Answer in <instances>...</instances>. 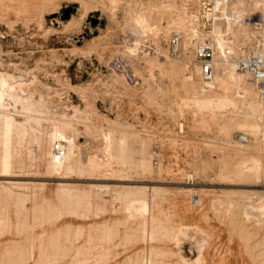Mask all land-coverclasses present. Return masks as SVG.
<instances>
[{
    "label": "rangeland",
    "instance_id": "obj_1",
    "mask_svg": "<svg viewBox=\"0 0 264 264\" xmlns=\"http://www.w3.org/2000/svg\"><path fill=\"white\" fill-rule=\"evenodd\" d=\"M118 2L0 0V264H264V118L235 111L232 88L194 93L184 35L171 53L172 20L197 0ZM250 2L216 32L236 60L256 45ZM236 21L252 43L226 38ZM56 126L80 158L70 173L51 167Z\"/></svg>",
    "mask_w": 264,
    "mask_h": 264
},
{
    "label": "bare ground",
    "instance_id": "obj_2",
    "mask_svg": "<svg viewBox=\"0 0 264 264\" xmlns=\"http://www.w3.org/2000/svg\"><path fill=\"white\" fill-rule=\"evenodd\" d=\"M250 1L251 0H223V1L211 0V7H210V10L211 11H210V13L207 14V15H210L211 21H210V24L208 26L202 27L201 24H200V13H201V11H200V9H201V7H200V0H197V4H198L197 11L192 10V8L189 7L188 4H184V6H188V8L191 11V13L193 12V14H194V15H190L188 17L189 20H186L183 17H181V18L180 17H177V18L173 19L172 22L179 28L178 29L179 30L178 33H180V35H184V37H186V39H185L186 40V46H187V48L189 50L193 51L195 48H198L199 49L201 47V43L203 41H205V40H209V42L211 44V47L213 49V52H212L213 53L212 54V60H213V64L214 65H213V76H212V79H211V81H209L207 83H204L201 80H200V82H195L194 80H191V81L189 80L190 83H191V85L193 86L194 93L200 92L201 94H203V93L205 94L207 92H212L216 96L222 97V96H225L226 93H227V91L232 88L234 90H233V93L231 94V101L235 105V111L238 110L239 106H241V105H247L250 108L251 114L256 119H261L262 120L264 118V102H262L261 99H260L259 92L257 91L258 88L256 87V85L255 86L253 85V90H252V88L250 89L252 92L250 90H248V88L247 89L244 88L243 83H244V80H245L244 77H245L246 72L243 71V70H241V69H239L238 66H237V60H236V55H235L236 53L233 50L235 47L232 46V43H229L227 41H223L224 44L221 46L220 45V41L216 38V35H217L216 32H220V29L222 27H224L225 22L228 19L229 13L233 12L235 14V16H237L238 19H239V15H240V17H242V15L246 13L245 10H252V9H254ZM115 2H117V4L119 3L118 0H112V3H115ZM109 3H111V2H109ZM221 3H223V5H224V6L221 5L223 7L222 8L223 9L222 10L223 16L218 18V17H215L216 16L215 14H216V11H217V7ZM156 4H158V3H156ZM146 9L148 10V8H146ZM256 10H258V9H256ZM127 14L129 16L135 17V18L146 17L144 11H142V9L140 7H138V9L133 10L130 13L127 12ZM179 14H180V12H179ZM193 21H195V22H193ZM189 23H190V26L193 23H195L196 24V27L190 28L188 26ZM251 23H252V26L251 27L253 29V22H251ZM246 28H247V23H243V25L241 26V24L238 23V21H236V24L233 26V28H230L231 29L230 30V33L231 34L227 33L226 34V36H227L226 38L227 39H230L231 35L234 34V33H235V39H241V38L244 37V35H247L246 38H248L249 41H250V43H252V39L248 35L252 31L249 32L248 28L247 29ZM150 31H151V28H149L148 30H146L145 33L146 34H149V33H151ZM221 31H224V30L221 29ZM247 31L249 32L248 34H247ZM253 38H254L253 39L254 40V43L258 44L257 37H256V33H255L254 29H253ZM156 42L157 41H155L154 43H156ZM159 43H156V44H159ZM181 44L182 43L180 41L181 53H183V48H182V45ZM218 46H221L222 47V52L221 53L218 50L219 49ZM229 54H230V56H229ZM239 55H240V53H239ZM228 56L231 57V58H228ZM189 63L190 62H187V65L188 66L190 65ZM3 77H4V75L2 76V79H3ZM0 80H1V78H0ZM253 91H254L255 94L253 93ZM209 95H211V94H209ZM243 123H245V122H243ZM61 127L63 128V126H61ZM225 127H226V125H225ZM230 127H232V126H230ZM263 128H262V132H263ZM254 131H256V130H254ZM65 133L62 131V129L60 128V126H56V127L53 128L52 133L50 134L51 135V141L52 142H54L56 139L57 140L63 139L65 141H67L66 151L64 153V155H66L65 160L64 161L63 160H58V161L52 160V162H51L52 169H54L55 171H58V173H59V171H60V173H63V172L70 173L75 168H78V164L80 162V158L75 155V151H77V149H75L76 146H75V143L72 141L73 140L72 137H67L65 135ZM238 135H246L248 137L249 136V133L246 132V131H244V130H241L235 136L236 138H235L234 143L236 145H243L242 144L243 142H240L239 141ZM42 138H43V136H42ZM249 141L250 140H247V142H249ZM42 142H44V141H42ZM261 145H262V143H261ZM156 148L158 150L157 145H156ZM44 153H45V151H44ZM92 160H91V162H92ZM93 162H96V161H93ZM93 164H95V163H93ZM91 166L92 165H90V167ZM93 167L95 168L96 165H94ZM121 196H124L126 198H129L131 200H133V199H141L142 200V195L139 194V193H136L135 191H129L126 194L121 195ZM198 197H199V202H200V195Z\"/></svg>",
    "mask_w": 264,
    "mask_h": 264
},
{
    "label": "built area",
    "instance_id": "obj_3",
    "mask_svg": "<svg viewBox=\"0 0 264 264\" xmlns=\"http://www.w3.org/2000/svg\"><path fill=\"white\" fill-rule=\"evenodd\" d=\"M200 24L202 27L210 24V7L211 0H200ZM264 9V0H263ZM262 12V11H261ZM259 19L253 22V29L256 33L258 44L253 46L244 57L237 60V66L239 69L247 72L250 75L251 81L254 82L258 88L259 96L262 102H264V12L260 13ZM181 35L178 32H174L169 40V49L172 54L179 55L181 53ZM213 49L209 40H205L201 47L197 50V59L199 62V78L202 82L207 83L211 81L213 76ZM238 139L241 142H247L248 137L246 135H238ZM67 141L56 140L51 147V158L54 161L62 160L66 151ZM185 182L193 183L194 179L192 172L185 174ZM192 204H199V197L197 194L192 193Z\"/></svg>",
    "mask_w": 264,
    "mask_h": 264
}]
</instances>
